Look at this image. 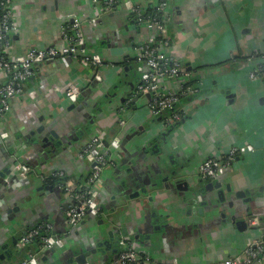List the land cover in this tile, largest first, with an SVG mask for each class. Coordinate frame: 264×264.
<instances>
[{
    "label": "crops",
    "instance_id": "obj_1",
    "mask_svg": "<svg viewBox=\"0 0 264 264\" xmlns=\"http://www.w3.org/2000/svg\"><path fill=\"white\" fill-rule=\"evenodd\" d=\"M162 1L118 0L108 11H103L99 0H13L19 26L12 40L14 52L24 54L32 48L61 45L62 28L79 19L84 25L88 49L91 53L99 54L103 64L100 67L84 66L70 59L69 66H65L58 58L51 60L38 67L35 82L28 87V95L14 100L11 111L1 124V129L8 136L4 142L0 141V247L19 240L31 226L44 219L52 225L56 237L69 239L67 245L70 246L66 245L56 254L45 249L38 264L60 263L59 257H69L72 247L90 244L87 232L95 224L89 218L75 232L69 231L65 216L71 205L69 197L62 189V200L57 198L54 189L39 192L43 204L40 209L30 213L21 231L17 229L18 225H10L9 215L2 210V205L6 209L5 202L9 203V209L19 205L23 207L20 202L17 203L18 200L30 197L34 188L32 185L35 184L32 183V176L24 178L15 171V161L20 160L35 169V176L41 181L38 187H58L57 183L45 181L55 172H63L72 178L69 180L82 184L83 180L87 181L91 169L89 163L80 157L82 146L88 144L80 145L83 137L89 142L97 129L106 130L111 136L109 140L120 137L122 130L121 124H117L118 116L122 122L128 123L130 129H149L148 137L153 139H161L162 134L167 132L161 121L153 120L147 106L149 99L137 95L141 77L132 76L130 69L125 71L129 67L140 74L148 71L144 61L138 59L135 49L152 35L145 26L134 23L127 4L137 9L156 8ZM165 1L168 2L165 22L169 28L170 42L166 53L183 63L192 76L198 77L197 80H202L203 84L199 95L177 106L183 118L182 125L172 135L170 154L174 161L183 164L197 183L201 181L198 176L200 166L206 160L219 158L232 148L247 144L254 145L256 151L240 154L217 180L226 193L227 203L219 214H215L218 216L213 217L207 211L205 215L196 217L194 221L197 223L193 222V227H185V213L181 205L184 192L173 190V199L163 208L165 214L171 217L166 225L168 229L155 235L153 244L150 241L146 244L153 253L155 264L218 263L229 256L241 254L248 246L255 244L261 239V228L264 227L262 218L261 225L239 231L228 217L232 213L238 220L251 221L246 207H251V215L264 213V194L253 203L244 204L227 192V186L231 185L236 191L257 194L264 181V79L258 73L264 55V0ZM129 58H137L138 61H132L131 66L120 64ZM3 80L0 76V82ZM120 82L129 85L125 87L124 84L120 89V97L131 93L124 103L118 102V115H115L112 108L107 112V105L116 104L115 87ZM72 86L80 88V96L86 95L85 100L89 103L84 106L86 112L97 113L93 104L96 101L97 104L104 102L95 128L91 127V134L85 132L77 138L74 133L86 131L90 123L79 119L81 111L70 109L73 103L66 94ZM163 86L173 90L177 87L175 82L168 80L163 82ZM172 113L168 111L167 118ZM43 124H53L52 127L60 133V139L66 138L57 152L51 150L54 146L43 149L42 145L47 143L40 140L42 135L37 132L32 134ZM86 135L89 136L85 138ZM128 141L125 138L126 147H122V153L126 155L119 165L122 168L105 175L100 200L106 211L115 208L117 197L121 195L114 190L121 192L123 183H130L141 191L143 187L151 185L153 178L160 176L157 162L144 164L138 160L132 163L134 158L129 157L125 149L131 148ZM43 150L49 155L47 161ZM167 165L170 171L178 168L173 164ZM170 182L174 183L175 179L171 178ZM26 183L31 188L25 186ZM162 193L167 194L164 189ZM230 200H234L233 206H229ZM134 204H137V200L132 201ZM179 205L180 209L182 207L181 215H174ZM129 212L122 214L120 219L122 226L131 232L129 237H135L141 232L140 227L145 226L143 218L147 213H140L137 208ZM90 257L95 264H104L96 257ZM257 264H264V259Z\"/></svg>",
    "mask_w": 264,
    "mask_h": 264
},
{
    "label": "built area",
    "instance_id": "obj_2",
    "mask_svg": "<svg viewBox=\"0 0 264 264\" xmlns=\"http://www.w3.org/2000/svg\"><path fill=\"white\" fill-rule=\"evenodd\" d=\"M102 2L103 11H108L112 5H116L118 0H99ZM116 1V3H115ZM13 0H0V141L4 142L8 136L1 129L2 122L13 107L15 99L28 95L27 82L35 78L38 67L46 65L49 61L60 58L65 66H69L70 59L77 60L84 66L100 67L103 64L102 57L97 53H91L88 49L87 41L83 32V23L76 19L72 23L64 26L61 30L63 43L59 46H48L45 48H32L26 53L14 52L12 44L13 37L18 33L19 26L15 19V8ZM111 6V7H110ZM129 9L135 14H140V9L127 4ZM168 2L163 0L159 10H166ZM139 26H145L153 35H159L162 42L157 44L155 37L151 35L147 41L138 44L136 52L138 59L144 61L148 71L142 74L141 82L138 84L137 93L141 96L150 95L148 109L152 116H157L161 112L173 111L167 121H179L181 115L174 111L183 98H193L199 95L202 80L192 82L193 76L185 65L176 60L173 56L166 55L164 50L169 46V28L165 20L160 22L156 18L137 19ZM72 32L71 34L69 32ZM258 73L264 79V61L261 62ZM255 76V75H253ZM172 80L177 85L175 90L165 88L162 84L164 80ZM80 88L72 86L67 91V97L75 104L80 97ZM124 122H121L123 125ZM166 124H168L166 122ZM119 138L115 137L107 140L103 131L96 133V136L84 146L80 151V157L85 159L91 168V174L84 187H77L73 180H69L65 185L66 195L72 199V204L66 211V226L70 229L78 227L88 216L98 217L101 214L100 200L97 186L102 185L105 169L113 165L114 153L119 148ZM256 148L252 144L245 147H234L229 153L221 157H213L202 163L199 174L204 179H214L224 174L226 169L233 164L238 156L246 152H255ZM15 171L22 177L29 176L31 169L25 163L18 161L14 167ZM63 176V174H58ZM264 213H256L251 219L253 226L261 225ZM52 231L51 224L39 226L30 230L21 239V243L31 245L38 240L44 249H55L63 246L61 238L49 232ZM261 239L255 244L248 246L241 254L229 256L218 263L209 264H257L264 259V227L261 228ZM137 244L122 242V252L113 264H150L148 257L143 256L137 249ZM142 255V256H141ZM31 264H37V259L32 258Z\"/></svg>",
    "mask_w": 264,
    "mask_h": 264
},
{
    "label": "water",
    "instance_id": "obj_3",
    "mask_svg": "<svg viewBox=\"0 0 264 264\" xmlns=\"http://www.w3.org/2000/svg\"><path fill=\"white\" fill-rule=\"evenodd\" d=\"M58 59L60 58L58 57ZM260 61L261 62L264 61V55H262V60ZM129 69H132V76L136 78L142 75L134 71L133 67L125 68V71H128ZM34 82H35V78H32L31 80L27 82L28 83L27 85L29 86L30 84ZM124 84L125 83L120 82L119 85L115 87V90L117 91L115 93L116 96L118 92H120V89L123 88ZM125 87H129V85L125 84ZM130 93L131 92H127L125 94L126 96L121 99V103L125 102L126 97ZM85 98H86V95L80 96L77 101V104H80V105L77 106L76 104H73V106L70 108L71 110L75 109L77 111H81L82 112L81 115H78L79 119L80 120L82 119L86 123H90L89 128H87L86 131H81V132H78L77 134L73 132L75 135V138H77V136L78 137L83 136L85 132L87 134H91L92 132L91 125H93V123H95L96 120H98L99 116H101V113L103 111L102 107L104 105V102H101V104L100 103L97 104V101H96L93 104V107L95 108V111H97V113L93 112L92 114H90L86 112V108L84 106H88L89 103L88 101L85 100ZM147 98L150 99L151 98L150 95H148ZM136 102H138V100H136ZM85 117L87 119L84 120ZM153 120L156 121L154 118ZM52 125L53 124H47V125L43 124L41 127L38 128V130L32 133L33 135H35L37 132L38 134L42 135L40 137V140L47 143V144L42 145L43 149L53 147V144L56 145V148L54 149H57L61 147L60 145L63 143L62 140L66 141L65 140L66 138L60 139V133H58L57 130L52 127ZM162 125L165 129H167V132L162 134V138H161L162 143H155L157 141L161 142V140L148 137L149 129L147 130L145 129V127H140L139 129L134 127L133 129H130L129 128L130 126L126 122H124L123 125H120V129L122 130V132L119 134L121 135L120 137L123 140V145H126L124 143L125 138L129 139L127 144L128 145L131 144L130 150H128V148H125L127 149V153H128L127 155L129 157L134 158L131 153L133 147L140 146V145H144V147L147 145L149 147V145L155 143L152 146H150V148L148 149V153L151 151L153 156L158 158L157 165L159 168L158 174L160 176L153 178V180L151 181V185H149L148 188L143 187L141 191H137L136 188H134L133 185L130 183H123V189L121 190V194H120L121 196L119 197L121 199L118 201V203H116L115 208L112 209L111 211H106L105 207L102 205L104 209V214L106 213V215L100 218L92 217L95 224L87 232L88 234L87 238L91 240L90 244H84V246L83 247L81 246L80 248L72 247L70 249V254L68 253L69 257L60 256L59 258L61 259V262L60 263L55 262L53 264H95L94 260L90 256H94V258L96 257V259L100 260L101 262H104V264L105 263L113 264V262L118 258L117 250L120 247H122L123 241H133L134 244H137L138 246L146 250H150V252H152L150 247H148V245L146 244V242L150 241V243L153 244V242L155 241L154 239L155 236L153 237L152 235L162 234L164 230H167L168 228L166 227V225L169 219L171 218L170 215L165 214V210L163 208L158 207V203L163 202L166 205L167 202H170L173 199L171 197V195L173 194V190L184 192V196L181 198V205H183V209H184L183 213H185L184 215H186L188 219H190L191 217V218H194L195 220L197 216H203L205 215V212L207 211L213 217H216L218 215L215 216V214H219L220 209L222 211L224 204H226V193L223 189H221L222 188L221 183H218L217 181L210 182L209 184L203 181H198L196 183L197 180L196 181L193 180V177H191L192 174L188 172V169L183 165L180 168L175 169L173 171H170L169 169H167L168 161L173 158V156L170 154L171 149H172V138L168 139V137L171 135H174L175 131L182 125V123L175 124L171 126L170 128L165 122L162 123ZM99 131H102V129H99ZM95 132L97 133L98 129ZM103 132L105 133L107 139L111 137L110 135H108L106 130ZM115 137H118V136H115ZM68 139L71 140V137L69 136ZM45 152L46 151L43 150L45 159L47 161L49 159V155L48 153H45ZM123 156H126V155L124 154ZM18 161L20 160L15 161L14 164H16ZM132 163L134 164V161ZM174 166L176 167V165ZM30 169H31V172L28 177L30 178L32 176L31 180H32V183H34L33 176H35V169L33 167ZM5 171L8 172V170H5ZM171 177L175 179L174 183L170 182ZM26 181L30 182V180H26ZM34 185H32V187ZM54 189H55L54 186L49 185V186L38 187L37 191L40 192V191L45 190L47 192H50V191H53ZM57 189L58 190L55 189V191L57 192V198L59 197L61 198L62 194L60 195L59 191H62V189L59 186ZM163 189L165 190V192H167V194L162 193ZM216 192L218 196L217 201H215L214 199V193ZM227 192L230 193L231 195H234L236 200H242L244 204L253 203L255 199L261 198L263 196L264 181H263L262 187L259 190V193L257 194L250 193L248 191H236L234 188H232L231 185L227 186ZM58 193H59V196H58ZM162 196H164L165 199L164 198L162 199L161 198ZM41 197L42 196L40 195V198ZM142 197L148 200L147 201L148 204L142 201L141 199ZM31 199L32 197H30V200ZM134 200H137V204H135V206L132 205V201ZM163 200H166V201H163ZM68 201H69V205L72 204L73 202L71 198H69ZM8 204L9 203L5 202L7 209L5 208L4 205H2L3 206L2 210L9 215L10 225H12V223L14 224L20 223L21 221L19 219V216H22V215H24L25 217L23 223L26 222L27 216L29 217L30 213L33 211L30 208H24V207H21L20 205L17 206V208L9 209ZM228 204L229 206H233L234 200H230ZM147 206L155 207V210L153 211L149 210L150 208ZM134 208H137V211L147 213V216L143 218L145 219L144 220L145 226L140 227V229H142L141 232H139V234H137L135 237H129L131 232H129L127 228H124L122 226L120 217H122V214L127 215L128 212L131 209L133 210ZM156 208H159L160 210L157 211ZM178 208L179 209L174 210V215L179 214L178 216H180L182 207L180 209V205H179ZM37 209H40V206H37V208H35L34 211H36ZM246 211H247L246 214H248V216L252 218L256 214L254 213L251 215L250 213L251 207L250 208L246 207ZM228 217L230 218L232 223L236 225L239 231H245L249 229L251 226H253L251 224V221L247 219L238 220L235 215H232V213L231 214L229 213ZM43 221L45 220L43 219ZM76 230L77 228L73 229L72 231L75 232ZM148 232L150 234H146ZM104 239L106 240L103 241ZM67 240L63 241V246H61L58 249H53L49 252H53L54 254H56L58 250H60L61 248L65 247L68 244ZM115 240H117V242L116 244H113ZM121 250L122 248H120V251ZM43 252L44 251L42 249V246H33L32 244L26 245V244L21 243L20 239L14 240L12 244H8V245H4L0 247V264H31L30 262L32 258L34 257L37 260L40 259L41 254Z\"/></svg>",
    "mask_w": 264,
    "mask_h": 264
},
{
    "label": "flooded vegetation",
    "instance_id": "obj_4",
    "mask_svg": "<svg viewBox=\"0 0 264 264\" xmlns=\"http://www.w3.org/2000/svg\"><path fill=\"white\" fill-rule=\"evenodd\" d=\"M166 11H167V9H166ZM136 22V21H135ZM134 22V23H135ZM137 24V23H136ZM139 27V26H138ZM140 28V27H139ZM155 116H153L152 118H154ZM181 121H182V119H180L179 121H165V123L167 122L168 124V126H169V128L171 127V126H173V125H175V124H179V123H181ZM162 123H164V121H161ZM174 136V135H173ZM172 135L171 136H169L168 137V139H170V138H172L173 137ZM117 138H119V148H118V150L114 153V158H113V161H112V163H113V165L111 166V167H108L107 169H105V172L106 171H111V170H114V171H119L120 169L119 168H122V167H120L119 165H120V163H121V161L122 160H124V158L126 157V156H123V153H122V147L123 146H125V145H123V140L121 139V137H117ZM159 139V138H158ZM159 140H161V139H159ZM160 142V141H159ZM158 141H157V143H159ZM156 143V142H155ZM155 143H153V144H155ZM153 144H151V145H149V147L146 145L145 147H144V145H140V146H135V147H133L132 148V155H133V157H134V159H132L131 161L133 162L134 161V163H137L138 162V160H140L142 163H144V164H149V163H151V162H153V163H155V162H157V157H155V156H153V154L151 153V151L148 153V149L150 148V146H152ZM53 146L56 148V145L55 144H53ZM121 150V151H120ZM121 156H123V157H121ZM150 156H151V158H150ZM153 157L156 159V160H154L153 159ZM85 160V159H84ZM168 164H170V165H176V167H178V168H180L183 164H180L179 162L178 163H176V161H174V159L172 158V159H170L169 161H168ZM184 166V165H183ZM177 168V169H178ZM173 171V170H172ZM226 172V171H225ZM225 172H224V174H225ZM63 174V176L65 175L66 176V174H64L63 172H55L52 176H54V175H58V174ZM199 176V179L201 180V181H203V182H206L207 184H209L210 182H213V181H217L221 176H219V177H217V178H214V179H204V178H202L201 177V175L199 174L198 175ZM68 177V176H67ZM89 178V177H88ZM172 178V177H171ZM105 181H106V177H105V174L103 175V183H102V185H100V186H97L95 189L97 190V193H98V197H99V200H100V196H101V188H103V186H104V183H105ZM67 183V182H66ZM66 183L65 184H58V186L61 188V189H63V191H65V185H66ZM25 186H27V187H30V185L28 184V183H26L25 184ZM45 186H48V185H45ZM41 187V186H40ZM31 188V187H30ZM114 191H116V192H118V195L119 194H121V192L119 191V189H116V190H114ZM41 192V191H40ZM120 192V193H119ZM66 194V193H65ZM40 195V194H39ZM162 199L164 198V196H162L161 197ZM121 198H119V197H117V200L119 201ZM142 199V201L144 202V203H146V204H148V200L146 199V198H144V197H142L141 198ZM165 199V198H164ZM205 199H206V197H205ZM204 199V200H205ZM214 199H215V201H217L218 200V196H217V192L216 193H214ZM118 201H117V203H118ZM163 201H166V200H163ZM227 204V203H226ZM162 205V206H161ZM134 206H135V204H134ZM163 206H165V203H158V207L159 208H164ZM100 207H101V214L98 216L99 218L100 217H103V216H105L106 215V213L104 214V209H103V207H102V204H101V200H100ZM147 207H149V206H147ZM150 209L149 210H155V207H149ZM159 208H156V210L157 211H159L160 209ZM112 210V209H111ZM184 211V210H183ZM141 213V212H140ZM206 213V212H205ZM197 216V215H196ZM92 217L93 216H88L84 221H86L87 219H92ZM183 219H184V224H186V226L185 227H189V226H191V227H193V222H196V221H194V218H190V219H188L187 218V216L186 215H184L183 216ZM83 221V222H84ZM82 222V223H83ZM81 223V224H82ZM197 223V222H196ZM80 224V225H81ZM80 225L78 226V227H80ZM189 225V226H188ZM52 226V225H51ZM195 226V225H194ZM78 227H76V228H78ZM68 228V227H67ZM76 228H72V229H70V228H68V230L69 231H72L73 229H76ZM187 229V228H186ZM52 231H54L53 230V227H52ZM26 234V233H25ZM25 235H23V236H21V238H20V240L24 237ZM54 236H55V234H54ZM152 236H155V235H152ZM60 238V237H59ZM61 239H62V241H64V239L61 237ZM106 239H104L103 241H105ZM116 242H117V240H115L114 242H113V244H116ZM123 242H126V243H130V244H133V241H123ZM58 248H60V247H57V248H55V249H58ZM115 248H116V246H115ZM117 248H118V246H117ZM120 248H122V247H120ZM120 248L117 250L118 251V257H119V255H120V253L122 252V250H123V248H122V250L120 251ZM43 249V251L45 250L44 248H42ZM140 252H141V254H143V256H146V257H148L149 258V260H150V264H155V262H154V258H153V253L152 252H150V250H146V249H144V248H142V247H138L137 248ZM46 250H48V249H46ZM50 250H53V249H50ZM142 256V255H141ZM118 259V258H117ZM116 259V260H117ZM115 260V261H116ZM114 261V262H115ZM39 263V259L37 260V264Z\"/></svg>",
    "mask_w": 264,
    "mask_h": 264
},
{
    "label": "trees",
    "instance_id": "obj_5",
    "mask_svg": "<svg viewBox=\"0 0 264 264\" xmlns=\"http://www.w3.org/2000/svg\"><path fill=\"white\" fill-rule=\"evenodd\" d=\"M140 14L138 15V14H135L134 12H132L130 15H131V19L135 22V23H137V19L139 18V17H142V18H156L157 17V20L158 21H160V22H163L164 20H165V18H166V14H167V11L166 10H164V11H162V10H159V7H146V8H141L140 9ZM0 13H1V9H0ZM65 26H67V25H65ZM70 34L72 33L71 31L69 32ZM153 35V34H152ZM155 38V41L157 42V44H159L160 42H162V40H161V37L157 34H155V35H153ZM167 49V48H166ZM166 49L164 50V52L166 53ZM166 55H169L168 53H166ZM171 56V55H170ZM259 56H261L260 54H259ZM177 60V59H176ZM128 61V62H127ZM132 61H138L137 60V58H134V59H132V58H129V59H126L123 63L121 62L120 64H123V65H130L131 66V63H132ZM186 67V66H185ZM130 68V67H129ZM187 68V67H186ZM132 69H130V71H131ZM187 70L189 71V69L187 68ZM191 74H192V72H190ZM140 77L142 78V75H140ZM139 77V78H140ZM197 79H198V77H194L193 76V80H192V82L194 83V82H196L197 81ZM168 81H174V79H168ZM163 82H165V80L163 81ZM163 82H162V84H163ZM28 84V83H27ZM136 92H137V89H136ZM137 95L138 96H141L140 94H138L137 93ZM188 99L189 98H183L182 99V101H181V103L180 104H178V105H182V103L184 102L185 103V101H188ZM177 105V106H178ZM177 106L175 107V109H173L174 111H176V112H178L180 115H181V119L183 118V115H182V113L181 112H179L177 109ZM166 115V116H165ZM154 119L155 120H158V121H166L167 120V111L165 112H161L159 115H157V116H155L154 117ZM121 122L122 121H120V124H121ZM96 136V132L93 134V136H92V138L90 139V141L89 142H91V140H93V138ZM107 140H109V139H107ZM88 142V143H89ZM91 174V169H90V171H89V173H88V177H89V175ZM69 179H72V178H69V177H67V176H59V175H54V176H51V177H49V178H46V182L48 183V182H52V183H57V184H65ZM88 180V179H87ZM83 182H87V181H85V180H83ZM83 182H82V184H83ZM82 184H77V187L78 188H80L81 187V185ZM86 184V183H85ZM84 185V184H83ZM84 187V186H83ZM45 225H47V222H45V221H39V222H37V224H34L33 226H31V228L28 230V232L30 231V230H33V229H36V228H38L39 226H45ZM49 234H52V235H54V231H51V232H49ZM32 245L33 246H41L42 244H41V242L40 241H38V240H35V241H33L32 242Z\"/></svg>",
    "mask_w": 264,
    "mask_h": 264
},
{
    "label": "rangeland",
    "instance_id": "obj_6",
    "mask_svg": "<svg viewBox=\"0 0 264 264\" xmlns=\"http://www.w3.org/2000/svg\"><path fill=\"white\" fill-rule=\"evenodd\" d=\"M117 98V99H116ZM115 100H117L116 101V104L115 103H110L111 104V106L110 105H107V107H108V109H107V112L112 108V109H114V112H113V114L115 113V115H118V102L120 103L121 102V97H120V94H119V92H118V94H117V96H115V98H114ZM140 108H141V106H139ZM107 114V113H106ZM108 115V114H107ZM120 118V116H118V119H117V121H118V123L117 124H119V120L121 121L122 119H119ZM127 119V118H126ZM120 125V124H119ZM92 126V128H95V126H96V124L95 123H93V125H91ZM89 135H86V137L85 138H87ZM92 136V135H91ZM90 136V137H91ZM92 138V137H91ZM88 143V140L87 139H85L84 140V137L80 140V145L82 144V145H85V144H87ZM84 146H82V148H83ZM81 148V149H82ZM51 150H53V151H55V152H57V149H53V148H51ZM75 150H76V148H75ZM109 171H106V172H104V174L106 175L107 173H108ZM33 180H34V183H35V185H34V188L31 190V193H30V197H32V199L30 200V197H28V198H22V199H20V200H18V202L17 203H21L22 204V206L24 207V208H30V209H32L33 210V212H34V210H35V208L37 207V206H41V204H43V197H41L40 198V195H39V192L37 191V188H38V185H40L41 184V181L37 178V176H33ZM58 187H56L55 189L56 190H58L57 189ZM103 190V188H101V191ZM59 192H61V191H59ZM62 194V193H61ZM61 200H62V197H61ZM29 217H30V215H29ZM28 216H27V218H29ZM19 219H20V223H18V224H15V225H18L19 226V228H17L18 230H22V226H23V221H24V219H25V217H24V215H22V216H19ZM4 222V221H3ZM9 223H10V221H9ZM4 224H5V222H4ZM71 243V242H70ZM68 246H70V245H68Z\"/></svg>",
    "mask_w": 264,
    "mask_h": 264
}]
</instances>
